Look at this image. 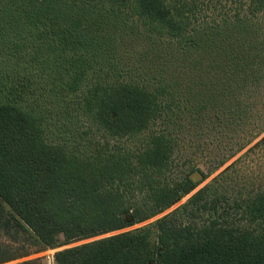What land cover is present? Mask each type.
Instances as JSON below:
<instances>
[{"label": "trees", "instance_id": "1", "mask_svg": "<svg viewBox=\"0 0 264 264\" xmlns=\"http://www.w3.org/2000/svg\"><path fill=\"white\" fill-rule=\"evenodd\" d=\"M0 228V264H264V0H0Z\"/></svg>", "mask_w": 264, "mask_h": 264}, {"label": "rangeland", "instance_id": "2", "mask_svg": "<svg viewBox=\"0 0 264 264\" xmlns=\"http://www.w3.org/2000/svg\"><path fill=\"white\" fill-rule=\"evenodd\" d=\"M0 242L2 244L8 245L9 247H13L14 249L16 248L21 249L23 247H28L26 245H23L25 242V237L23 235L21 234L15 235L13 232H5L1 228H0ZM29 247L32 250H34V247L32 245H30ZM56 251L57 250H48L44 253L33 255L25 259H34V258L43 257V264H55L54 254Z\"/></svg>", "mask_w": 264, "mask_h": 264}]
</instances>
